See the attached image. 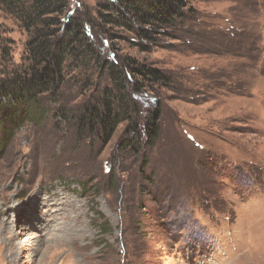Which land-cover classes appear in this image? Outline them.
<instances>
[{"label": "rangeland", "instance_id": "rangeland-1", "mask_svg": "<svg viewBox=\"0 0 264 264\" xmlns=\"http://www.w3.org/2000/svg\"><path fill=\"white\" fill-rule=\"evenodd\" d=\"M116 1L66 0L85 56L0 120V264H264V0L188 1L153 41ZM34 31L0 6V79L26 74Z\"/></svg>", "mask_w": 264, "mask_h": 264}, {"label": "trees", "instance_id": "trees-1", "mask_svg": "<svg viewBox=\"0 0 264 264\" xmlns=\"http://www.w3.org/2000/svg\"><path fill=\"white\" fill-rule=\"evenodd\" d=\"M188 1L192 0H121L116 1L115 6L111 4V7L117 14L122 15V18L125 19L127 15L137 20L140 26V30L137 31L139 36L145 41H153L158 30L170 28L177 21L183 23L186 20L182 11L187 7ZM67 5L66 0H32V5L24 10L19 8V1L0 0V6H17L28 29L35 28L34 39L29 43L28 61L31 64L26 74L15 73L12 78L0 79V120H6L5 123L9 126L10 123L22 125L26 117L25 109L40 105V97L56 88L69 58L79 60L85 56L84 51H81V40L86 43L90 39L85 34L81 20L71 18L64 29L60 30L64 26L61 17L64 16ZM108 18L110 19L108 23H113L110 17L104 16V19ZM39 25L46 28L55 26L57 30L51 32L49 29L46 32L45 29L39 30ZM58 33H62V36L58 37ZM3 55L4 52L1 51V60ZM117 69L114 67L112 76L117 86H123L124 74ZM135 73L151 83L152 87L164 85L169 81L165 74L157 70L142 68ZM134 86L135 91H142V86L138 82ZM1 97L6 99V104L1 102ZM115 98L111 96L106 99L107 119L100 122L102 127L110 131H114L120 123L119 116L113 113ZM119 102L124 103L123 100ZM23 108L21 112L20 109ZM16 119L20 122H14ZM4 126L2 129L5 135L0 136V155L5 152L9 138L13 135L12 127Z\"/></svg>", "mask_w": 264, "mask_h": 264}, {"label": "bare ground", "instance_id": "bare-ground-1", "mask_svg": "<svg viewBox=\"0 0 264 264\" xmlns=\"http://www.w3.org/2000/svg\"><path fill=\"white\" fill-rule=\"evenodd\" d=\"M46 225V224H45ZM57 231V230H56Z\"/></svg>", "mask_w": 264, "mask_h": 264}]
</instances>
